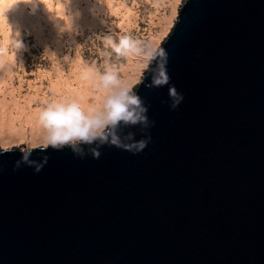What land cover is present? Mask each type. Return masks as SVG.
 Wrapping results in <instances>:
<instances>
[{"label": "water", "instance_id": "95a60500", "mask_svg": "<svg viewBox=\"0 0 264 264\" xmlns=\"http://www.w3.org/2000/svg\"><path fill=\"white\" fill-rule=\"evenodd\" d=\"M131 94L106 139L0 150V264H264V0H184Z\"/></svg>", "mask_w": 264, "mask_h": 264}, {"label": "rangeland", "instance_id": "374dc122", "mask_svg": "<svg viewBox=\"0 0 264 264\" xmlns=\"http://www.w3.org/2000/svg\"><path fill=\"white\" fill-rule=\"evenodd\" d=\"M45 1H49L48 8L46 6L38 8L31 0H0V6L4 8V15H7L5 16V31H8V34L5 31H0V68L2 59L9 57L11 59L9 63L13 65L16 72L15 76L10 79V87L8 88L9 84L6 85L9 90L7 93L13 91L24 99L28 93L40 91L39 96L43 98L38 97L37 104H35L42 108L51 102L50 97L46 98V96H51L49 88L52 78L51 71L53 68L57 69L52 65L59 60L64 66L67 62L66 57L74 58L73 54L77 48L82 54L84 62L95 66L101 76L106 74L109 68H112L114 73L128 81L126 87L130 88L132 92L140 84L149 63L172 31L184 0H177V5L174 4L175 0H107L118 4L122 3L129 10L132 7L136 14L135 19L129 22L131 11L128 12L130 14L123 17L124 12L122 11L112 13L103 10L101 15L107 21L99 23L97 27H87V25L84 26L81 22L76 21L70 30L65 26H59V30L55 31L50 26L52 25V22H49L51 18L62 16L65 19H75L76 16L73 13L75 9L85 10L87 4H94L96 0ZM17 2L20 3V7L16 5ZM62 3H66V7H61L63 9L60 8ZM19 8H23L22 11ZM60 9L63 10V13L60 12ZM156 15L164 17L163 24L167 28L160 38L154 36L160 35V32L157 31L158 27L153 28L151 25V21ZM170 20H172L171 24ZM121 36H127L137 42L138 51L117 55L110 47H105L104 41L108 37L118 43ZM154 42L156 44L152 48ZM134 61L142 62V67L136 80L132 81L133 79L130 77L134 75L132 69L125 74L121 71L127 64ZM0 87L4 88L2 85ZM41 99L43 104H40ZM47 146L45 139L34 141L32 138H26L12 143H0V150L13 148L30 150Z\"/></svg>", "mask_w": 264, "mask_h": 264}, {"label": "bare ground", "instance_id": "6f19581e", "mask_svg": "<svg viewBox=\"0 0 264 264\" xmlns=\"http://www.w3.org/2000/svg\"><path fill=\"white\" fill-rule=\"evenodd\" d=\"M31 1L33 4H36L38 8H42V6H46L48 8L49 6V1ZM66 3H62L60 8L64 6L66 7ZM174 4L177 5V0H175ZM16 5L20 7L19 2H17ZM22 9L23 8H19L20 11H22ZM61 9L60 12L63 13V10ZM103 10H108L112 13L122 11L124 12L123 17L130 14L128 12L131 11V20L127 18L129 22H132L136 16L132 7L131 10H129V8L124 7L122 3L118 4L114 1L109 2L107 0H96V3L94 4H87L85 10L75 9L73 12L76 16L75 19H65L62 16L51 18L49 22H52V25L50 26L53 31L59 30V26H65V28L70 30L74 23L79 21L84 26L87 25V27H97L99 23L107 21V19L101 15ZM5 16L7 15H4V8L0 6V31L2 32L6 29ZM163 18L164 17L161 18L159 15H156L151 21L153 28L157 26V31L160 32V35H154L155 37L160 38L167 29L163 24ZM65 21H68L69 23ZM171 23L172 20H170V24ZM5 33L8 34V31H5ZM155 44V42L154 44L152 43V48ZM73 56L74 58H70L69 56L66 57L67 62L64 66H62L59 60L52 65L53 67H57V69L53 68L51 71L52 78L49 84L51 96H46V98L50 97L51 102L53 100L60 99H69L74 101L80 108L83 115L89 118L96 115H102L105 111L104 104L107 98L116 90H119L120 86L124 85L123 87H126L128 81H125L123 79L124 77H119L117 73L113 72L112 68H109L108 71H112L115 74L118 85H113L108 89H101L98 86L99 77L101 75L97 68L84 62V58L78 48L75 49V54H73ZM9 62H11L9 57L3 58L0 68V86H4V88L0 87V143H12L26 138H32L34 141L44 139V137L48 135V130L42 127L39 123L38 115L42 107L36 106L38 97H43L39 96L40 91L32 94L28 93L24 99L20 98V96L15 94L13 91L7 93L8 89L6 88V85L9 84L8 88L10 87V79H12L15 76L14 74H16L13 65H10ZM141 67L142 62L134 61L122 68L121 73L125 74L132 69L131 71L134 75H131L130 77L133 79L132 81H134L138 77ZM53 74L55 75L53 76ZM40 104H43L42 99Z\"/></svg>", "mask_w": 264, "mask_h": 264}, {"label": "clouds", "instance_id": "9594fccd", "mask_svg": "<svg viewBox=\"0 0 264 264\" xmlns=\"http://www.w3.org/2000/svg\"><path fill=\"white\" fill-rule=\"evenodd\" d=\"M104 45L106 48L110 47L117 55L138 51L137 42L127 36H121L118 43L108 37ZM162 82H167L166 75L163 81H154L156 85ZM113 85H118V81L112 71L99 77L98 86L101 89H108ZM170 95L174 97L177 95L175 89H170ZM139 103L138 97L131 94L130 88L120 87L118 92L107 98L102 115L86 117L74 101L60 99L47 103V106L40 110L38 120L42 127L48 130V135L44 138L47 145L60 147L75 141L91 142L97 138L106 139L104 129L108 126H115L120 121L136 123L139 117L131 109ZM112 143L116 145L117 141L113 139ZM138 147L143 149L145 143L141 142ZM96 156L98 157L99 153H96Z\"/></svg>", "mask_w": 264, "mask_h": 264}]
</instances>
